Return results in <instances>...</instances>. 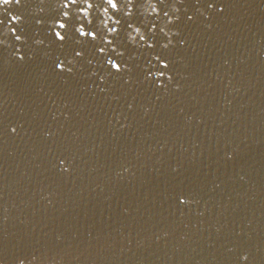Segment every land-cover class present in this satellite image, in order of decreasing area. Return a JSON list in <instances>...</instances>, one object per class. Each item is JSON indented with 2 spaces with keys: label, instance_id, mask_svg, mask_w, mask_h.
<instances>
[{
  "label": "water",
  "instance_id": "1",
  "mask_svg": "<svg viewBox=\"0 0 264 264\" xmlns=\"http://www.w3.org/2000/svg\"><path fill=\"white\" fill-rule=\"evenodd\" d=\"M65 3L0 0V264H264V0Z\"/></svg>",
  "mask_w": 264,
  "mask_h": 264
},
{
  "label": "snow or ice",
  "instance_id": "2",
  "mask_svg": "<svg viewBox=\"0 0 264 264\" xmlns=\"http://www.w3.org/2000/svg\"><path fill=\"white\" fill-rule=\"evenodd\" d=\"M16 2L18 3L19 0H16ZM74 2H75V0H68V3H65V4H64V8H67L69 3H74ZM107 2H108L109 5H111L112 8H116L117 5H118V3H119V0H107ZM4 3H11V0H4ZM90 6H91V5H90ZM155 10H156V9L153 8L152 11L155 12ZM84 11H86V10H84ZM105 11L107 12L108 9L106 8ZM64 15L67 16L68 13L65 12ZM16 19H17V18H16L15 16L12 17V20H13V21H16ZM64 27H65V24H64V23H60V24H59V28L63 29ZM76 31H79V33H80L81 36H87V37H91L92 39H95L96 34H95L93 31H88L87 33H85V31L83 30V26H81L80 28L76 29ZM110 31H111V32H115L116 29H115V28H111ZM56 37H57L58 39H60V40H63V39H64V36L61 35V33H60L59 31L56 32ZM16 38H17L18 40L20 39L19 36H17ZM140 39H141V40H144V36L141 35V36H140ZM108 43H111V41H109ZM99 51L103 53V52L105 51V49L101 48ZM77 55H80V53H77ZM107 62H108V64L110 65L111 69L116 70V71H119V70L121 69V65L118 64L116 61H114V60H112V59H109ZM56 67H57L58 69H62V68H63V64H62V63H58V64L56 65ZM156 75H157V76H161V75H163V73H161V72H157Z\"/></svg>",
  "mask_w": 264,
  "mask_h": 264
}]
</instances>
